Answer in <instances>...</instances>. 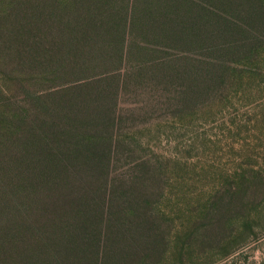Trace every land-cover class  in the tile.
Here are the masks:
<instances>
[{
    "label": "rangeland",
    "instance_id": "1",
    "mask_svg": "<svg viewBox=\"0 0 264 264\" xmlns=\"http://www.w3.org/2000/svg\"><path fill=\"white\" fill-rule=\"evenodd\" d=\"M263 3L0 0V166L104 239L55 264H264Z\"/></svg>",
    "mask_w": 264,
    "mask_h": 264
},
{
    "label": "trees",
    "instance_id": "2",
    "mask_svg": "<svg viewBox=\"0 0 264 264\" xmlns=\"http://www.w3.org/2000/svg\"><path fill=\"white\" fill-rule=\"evenodd\" d=\"M258 7L264 8V3ZM256 11L258 13L255 12L253 17L256 28H253V32L246 29L243 40L236 41L234 45L238 55L236 61L244 67L264 61V12L258 8ZM225 48H229L227 51L233 54L230 46ZM218 67L229 69L228 66ZM234 70L247 72L238 68ZM259 70L258 64L250 68L254 73H260ZM18 175L0 166V264H55L63 245H70L71 251L79 249L77 253L85 257L90 255L97 263L95 254L99 255L104 241L98 235L99 230H96L97 225L99 227L97 221L91 218L89 226L94 224L96 227L87 230L83 223L76 221V216L73 218L64 213L62 206L44 207L43 201L47 202L56 189L65 186L62 178L53 174H33L22 179ZM78 244L83 247L76 248ZM91 245L96 248L93 252L86 248ZM51 254L55 257H49Z\"/></svg>",
    "mask_w": 264,
    "mask_h": 264
}]
</instances>
